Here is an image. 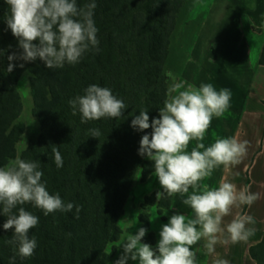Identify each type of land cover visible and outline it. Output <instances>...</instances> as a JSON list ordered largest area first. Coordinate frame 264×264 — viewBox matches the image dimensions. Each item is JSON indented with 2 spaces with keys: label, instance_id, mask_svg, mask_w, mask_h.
Instances as JSON below:
<instances>
[{
  "label": "trees",
  "instance_id": "16d2710c",
  "mask_svg": "<svg viewBox=\"0 0 264 264\" xmlns=\"http://www.w3.org/2000/svg\"><path fill=\"white\" fill-rule=\"evenodd\" d=\"M185 1L96 0L99 51L86 52L75 65L49 69L39 59L8 60L13 54L19 57L22 49L7 27L9 6L0 0V166L16 157L23 129L16 123L22 106L15 86L22 73L28 72L32 113L41 135L20 156L40 163L42 182L50 194L59 193L65 203L81 207L77 219L75 207L45 216L41 209L23 205L39 218L29 233L38 246L31 257L17 256L15 264H108L112 258L131 184L137 174L145 181L154 173V162L138 154L141 137L152 129L137 131L131 121L141 108L148 109L149 122L159 117L166 98L163 68L169 39ZM87 2L77 0L78 6ZM9 63L14 64L12 72L7 71ZM258 64L264 65V47ZM92 84L110 88L125 102L128 107L122 117L81 123L79 113L72 115L68 100L83 95ZM91 128H99L100 137L89 136ZM52 145L61 152V168L55 165ZM6 220L0 211V264H10L15 254L5 243L14 232L3 228ZM248 254L255 264H264V237L249 247Z\"/></svg>",
  "mask_w": 264,
  "mask_h": 264
},
{
  "label": "clouds",
  "instance_id": "9594fccd",
  "mask_svg": "<svg viewBox=\"0 0 264 264\" xmlns=\"http://www.w3.org/2000/svg\"><path fill=\"white\" fill-rule=\"evenodd\" d=\"M5 2L10 9L7 27L22 49L19 57L8 56L9 61L39 59L47 68L59 69L65 64L79 63L88 51H99V30L94 21L96 0H89L83 6H78L77 0ZM13 68L14 64L9 63L7 71L12 72ZM166 76L171 82L159 108V117L149 122L148 109L141 108L139 115L132 119L131 127L140 132L152 129L150 134L141 137L138 154L154 162V174L163 189L156 193L157 201L179 194L192 215L173 214L162 225L155 249L141 242L147 229L140 227L135 234L125 229L118 246H122L123 252L115 264H127L129 259L138 260L139 264H201L197 253L212 255L217 244L247 242L256 232L255 227H250L256 224L254 217L238 210L245 205L251 207L260 198L259 193L251 192L249 186L238 188L226 179L217 187L203 183L214 170L223 166L227 172L247 155L249 142L236 136L216 138L207 147L203 143L213 118L222 117L230 108V89L217 90L211 83L196 87L179 80L171 71ZM67 103L73 116L80 114L81 123L122 117L128 107L110 88L96 84L89 85L83 95ZM89 134L98 138L101 132L99 128H91ZM191 141L196 144L188 151ZM51 151L56 167H63L59 148L52 145ZM43 175L40 163L26 161L20 155L0 166V211L7 217L3 228L14 229L12 238L5 241L15 253L10 257V264H15L17 256L31 257L38 246L36 238L29 233L38 225L39 218L23 205L31 204L45 216L71 212L75 207L79 218L81 207L65 203L59 193L50 194L42 182ZM234 210L237 211L234 213ZM228 216L232 219L225 223ZM212 264H229V261L215 258Z\"/></svg>",
  "mask_w": 264,
  "mask_h": 264
},
{
  "label": "rangeland",
  "instance_id": "374dc122",
  "mask_svg": "<svg viewBox=\"0 0 264 264\" xmlns=\"http://www.w3.org/2000/svg\"><path fill=\"white\" fill-rule=\"evenodd\" d=\"M209 2L213 3V0L187 1L181 12L182 14L179 16V23L177 22L176 30L169 39L168 54L163 68L167 87L171 81L166 76V73L171 71L179 80L193 84L196 87H199L201 83H211L217 90L222 88L230 89L232 93L230 108L222 117L213 118L203 141L206 147L214 143L216 138L237 136L238 131L239 134L240 132H244L243 128H239L235 122L237 111H234V108L238 106V99L241 96L236 89L238 85L234 80L245 76L244 73L246 74L247 71L243 60H237L227 67L222 66V61L224 59L223 54H228V52H224V49H227V45L224 47L222 41H220L221 38L217 35V29H214L211 26L215 20L209 18L207 25L205 22L203 27H200L202 20H199L195 13L198 11L206 12ZM194 5L197 9L192 13L195 15L191 20L187 19L186 24L181 25V22L186 18L187 13ZM190 13L191 11L189 14ZM240 32H242L241 35H244L243 37L246 41H249L250 39V41L252 40V42H254L257 37L252 36V34L245 30H240ZM241 35L240 38L243 39ZM198 37H201V39L198 41L197 46L191 49ZM238 38L239 37H235L231 40L232 47L233 45L239 47ZM261 40L264 39L260 38V41ZM202 43L204 45H201ZM253 45L254 44H251V68L253 73H256V48ZM203 46L204 48H202ZM217 55H219V58L216 59L217 62H215L214 58ZM208 62L210 66L206 64ZM252 71L250 70V72ZM250 72H248V74ZM257 76V90L259 91L261 88L262 94H264V74H262L261 77L259 69ZM15 88L22 106L21 113L16 123L23 129V133L15 147L17 156L21 155L30 141L37 140L40 137L41 131L39 122L32 113L33 99L30 88V74L28 72L22 73L16 82ZM262 105H264V100H262ZM257 130L258 132L256 134H259L260 131L258 126ZM254 132L255 129L252 132L253 135L255 134ZM248 142L247 155L239 165L231 168L227 172L224 170L223 166H221L214 170L213 174L206 178L203 183H207L211 187H217L221 180L226 179L237 185L239 188L245 186L244 183H246V177L248 174V178L251 182L249 185L250 191L253 193H259L260 195V198L252 205L251 213L252 215L254 214L255 217L260 218L264 217V142H262L261 146L259 139L254 137L252 139L250 138ZM195 144L196 141H191L188 151H191V148L194 147ZM260 148L262 149L261 152ZM158 191H163V189L154 173H152L145 181L140 180L139 174L135 176L127 193L126 202L118 221L121 232L118 240L114 244L115 252L108 264H115V261L123 252L122 246H118L121 243V236L124 234L125 229L132 234H135L140 227L147 229L146 235L142 238L141 242L150 244L155 249L160 239L159 232L161 231L162 225L168 223L169 218L173 214L192 215L191 209L188 206L183 205L182 198L179 194L170 198L165 197L157 201L156 193ZM166 207H168V209H166ZM128 225H133V227L128 228ZM198 246L199 244L195 247ZM197 257L198 260L201 261V264L206 263L207 256L197 253ZM127 264H139V261H132L129 259Z\"/></svg>",
  "mask_w": 264,
  "mask_h": 264
},
{
  "label": "crops",
  "instance_id": "0c3cea01",
  "mask_svg": "<svg viewBox=\"0 0 264 264\" xmlns=\"http://www.w3.org/2000/svg\"><path fill=\"white\" fill-rule=\"evenodd\" d=\"M187 1L188 0L184 2L183 6L178 11L175 28L177 27V22L179 23V16L182 14L181 12L184 9ZM196 9L197 8L194 5L190 10L191 13L189 14L190 11L187 13L186 18L183 19L181 25L186 24V20H191L195 14L199 20H202L200 23L201 28L205 22L207 25L209 18L215 20L211 26L214 29H217V35L221 38L220 41H222L224 47L227 45V49H224V52H228V54H223L224 59L222 61V66H230L237 60H243L244 64L246 65L247 71L246 74L244 73L245 76H242L243 78L240 77L234 80V82L238 85L236 89L239 91L241 96L238 99V106L234 108V111H237V118L235 122L239 128H243L244 134L242 132L239 134L238 131L239 135L237 134V136H234L238 137L240 140L247 141L253 137L258 138L261 145L262 142H264V105H262L264 94H262L261 88L259 91L257 90L258 88L256 79L258 78V69L260 70L261 77L262 74H264L262 73L264 72V65L258 64L262 47H264V40L260 41V38L264 39V0H236V2L235 0H213V3L209 2L208 4V11H198L195 14L192 13ZM175 28L173 32L176 30ZM240 30H245L246 32L252 34V36H257L258 38L256 37L254 42H252V40L250 41V39L249 41H246L243 37L244 35H241L242 32H240ZM240 35L243 37V39L240 38ZM235 37H239V47L233 45V48L231 46V40ZM200 39L201 37L196 38V41L192 45L191 49L197 46ZM251 44H254L253 46L256 48V73H253L251 68ZM201 45L204 44L202 43ZM202 48H204V46ZM218 58L219 55L215 56V62H217L216 59ZM206 64L210 66L209 62ZM250 70L252 72H250ZM248 72L250 73L248 74ZM257 126L260 131L259 134H256L258 132ZM254 129L255 134L253 135L252 132ZM261 150L262 149L260 148V152ZM250 183L251 182L247 174L246 183L244 184L245 186H249ZM251 209L252 206L248 207L245 205L242 206V208L238 211H240L242 214H248L254 217L256 224L250 225V227H255V235L250 237L247 242L228 245L217 244L215 253L207 256L205 264H212L215 258L227 259L229 264H255L254 260L248 254V249L249 247L258 244L262 240V237H264V217H255L254 214L252 215ZM235 211L237 210H234V213ZM231 219L232 216L225 217V223L229 222Z\"/></svg>",
  "mask_w": 264,
  "mask_h": 264
}]
</instances>
